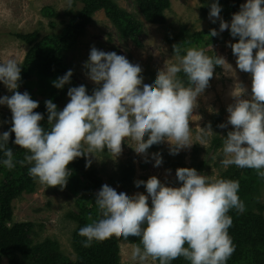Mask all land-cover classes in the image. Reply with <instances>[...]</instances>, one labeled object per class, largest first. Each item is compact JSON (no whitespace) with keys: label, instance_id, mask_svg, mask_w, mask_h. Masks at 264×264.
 I'll return each instance as SVG.
<instances>
[{"label":"clouds","instance_id":"9594fccd","mask_svg":"<svg viewBox=\"0 0 264 264\" xmlns=\"http://www.w3.org/2000/svg\"><path fill=\"white\" fill-rule=\"evenodd\" d=\"M65 3L61 8L71 9L73 0ZM220 12L221 6L212 0L209 19H219L221 32L228 30L230 36L238 37L228 46L236 68L250 76L247 87L240 82L233 86L232 103L226 106L227 123L218 125L232 126L223 135L220 162L225 169L230 165L254 169L264 178V0H244L230 21ZM209 35L216 36L217 30L211 29ZM173 52L175 62L158 68L146 81L138 63L114 51L91 47L84 68L98 87L91 94L83 84L69 87L68 102L60 110L51 99L45 100L47 128L40 124L43 115L33 111L39 102L27 91H17L21 63L14 58L0 61V84L11 92L0 95V105L11 112V127L0 132V165L8 170L27 165L28 175L36 182L63 188L71 174L69 162L84 156L87 167L89 154L98 158L96 154L105 149L118 155L125 138L135 142L131 148L140 154L164 141L170 154L188 148L193 143L190 117L214 67L227 65L233 76L235 72L223 56H208L203 48L175 47ZM71 75L68 69L52 81L54 87L62 88ZM206 128L211 130L210 125ZM10 133H14L12 144L25 150L22 159H14ZM152 156L153 166H159L160 154ZM175 178L177 186L162 183L155 175L135 180L147 195H130L102 184L94 196L98 217L78 229L85 238L82 246L90 247L94 240L114 235L131 236L139 238L128 253L132 264H145L149 257L159 264H171L178 257L189 264H226L235 250L228 233L232 224L228 212L245 208L238 196L239 181L209 178L192 167L176 168Z\"/></svg>","mask_w":264,"mask_h":264},{"label":"rangeland","instance_id":"374dc122","mask_svg":"<svg viewBox=\"0 0 264 264\" xmlns=\"http://www.w3.org/2000/svg\"><path fill=\"white\" fill-rule=\"evenodd\" d=\"M117 6L130 13L133 19L139 22L137 42L131 38L121 37L119 29L109 20L103 7L94 10L89 15V21L85 24L83 35H81L75 46L62 56V64L68 70H72L70 77L72 86L83 84L88 94H91L95 87H98L86 75L87 69L84 62L87 60L91 47L103 51H114L124 55L131 63H138L141 66V76L144 80L150 81L158 68H162L169 62H175V54L171 52L165 36L175 33L178 27L183 26L189 31L208 30L213 24H217V32L223 34V42H217L205 47V54L208 56H223L232 66L235 75L228 69L227 65L215 66L213 77L208 87L197 98V107L190 117L189 127L192 144L181 149L177 154H170L169 145L166 141L159 143L163 154L170 157H179L182 162L190 163L207 160V165L200 172L209 178H215L225 168L221 164L222 154L220 149L212 150L211 140L213 132L206 127L210 125L212 116H220V123H227L226 106L232 103L230 92L236 82L242 83L245 87L250 84L248 73L236 68L235 56L228 42H235L238 37H232L228 30H219V19L215 22L209 19L208 15H202L200 6L208 0H170V7L164 12L165 22L152 24L148 22L140 11L135 0H114ZM244 0H241V4ZM84 6L82 0H73L72 9L79 10ZM65 0H0V61L14 58L21 64L28 50V44L18 38V34H25L39 30L47 33L57 30L62 22H66L68 16L63 14L66 10ZM61 8V9H60ZM48 13L44 14L43 11ZM221 16V15H220ZM224 19V18H223ZM227 21L226 19H224ZM54 22V29L50 26ZM255 52V50H253ZM21 64L19 65L21 67ZM17 91H27L30 97L41 104L45 96H39L35 83L32 80L24 79L19 82ZM0 95H11L3 84H0ZM69 97L63 100L61 109L68 102ZM11 117V112L5 105H0V132L5 131V119ZM211 127V125H210ZM232 130L230 124L225 128L218 129L220 137ZM135 142L125 138L121 144V152L113 155L105 149L97 153V157L89 154L88 159L96 170L100 183L108 184L116 189H123L130 195L136 192H143L147 195L144 186L137 187L135 180H146L149 176L155 175L162 183L176 186L174 173L164 167L163 161L159 166H153L154 157L150 148L145 154L135 152L131 147ZM84 157V156H83ZM131 165L133 173L129 182L120 181V167ZM69 169V168H68ZM71 171V169H70ZM243 174L249 175L254 169L243 168ZM71 176L67 179L66 185L46 186L35 182L34 190L30 193L23 192L11 202L13 222H31L33 241H41L50 238L57 242L59 250L69 259L75 258L72 247L73 231L76 222L71 214L77 210L76 199L81 195L87 196V191L80 187L74 190L70 186ZM82 180L79 184L82 185ZM89 196V195H88ZM90 198V197H89ZM91 200V199H90ZM255 202L263 206L264 215V178L257 185V190L251 196L243 200L245 210L257 211ZM150 205V200H149ZM133 243L124 240L119 241V262L120 264H132L128 253ZM7 257H0V264H7ZM145 264H157L151 257L147 258Z\"/></svg>","mask_w":264,"mask_h":264},{"label":"trees","instance_id":"16d2710c","mask_svg":"<svg viewBox=\"0 0 264 264\" xmlns=\"http://www.w3.org/2000/svg\"><path fill=\"white\" fill-rule=\"evenodd\" d=\"M84 6L79 10L66 9L62 15L68 16L66 22H62L57 30L47 33H41L39 30L18 34L23 42L28 44V50L21 64V80H32L35 83L37 94L45 96V100L51 99L57 109H61V104L66 98L67 89L72 87L73 82L69 81L62 88L54 87L52 81L62 76L67 69L63 66L61 60L65 52L73 48L78 38L83 35L85 24L89 21V15L96 9L103 7L109 20L119 29L121 37L137 40L139 22L135 21L132 15L119 8L114 0H82ZM145 19L152 24H162L165 22V11L170 7V0H135ZM221 6L220 15L222 18L230 21L232 13L239 10L241 0H217ZM212 0L203 2L200 6L201 14L208 15L209 6ZM48 11H43L47 14ZM54 29L55 23L50 22ZM217 24H213L208 30L189 31L183 26L178 27L175 33H169L165 36L172 53L173 48L180 47L187 49L191 47L203 48L212 44V42H223V34L210 36L211 29H217ZM183 54V53H182ZM213 56V54H212ZM181 79L187 83L183 73L179 74ZM40 112L44 119L40 121L45 128L48 127L47 113L44 102L38 104L34 109ZM211 129L213 132L211 145L212 150H216L222 145V138L218 132L220 116H212ZM11 127V117L5 119V131ZM14 133L9 134V146L14 153V159H22L25 150L12 144ZM153 152L159 153L162 157L164 167L174 173L178 167H192L201 172L207 165V160L195 161L190 163L182 162L179 157H170L163 154L159 144L150 147ZM0 158L2 154H0ZM71 169L72 176L70 186L76 190L80 187L87 191L86 195H81L76 199L77 210L70 216L76 222V228L73 231L72 247L75 258L69 259L59 250L55 240L44 238L41 241H33L31 238V222H13L11 221L13 199L23 192L30 193L34 190L35 180L28 175V166L17 164L12 170H8L0 165V257H7V264H120L118 243L124 240L129 243L138 244L139 238L112 236L104 241H93L90 247H83L84 237L78 234V229L98 217V209L94 203L95 193L101 187L100 179L96 170L90 163L86 167L85 157H77L67 165ZM131 165L120 167L121 179L125 181L131 179L133 173ZM215 178H228L239 181L238 196L241 201L254 194L261 177L257 175L256 170L245 176L242 168L230 165L227 169L221 171ZM82 180V185L79 181ZM176 186L178 181L175 178ZM89 195V196H88ZM90 197V198H89ZM91 199V200H90ZM257 211L244 209L243 212H237L231 209L228 215L232 218V224L228 229L235 250L227 260L226 264H264V215L263 206L255 202ZM159 264L158 261H156ZM171 264H189L182 257L171 261Z\"/></svg>","mask_w":264,"mask_h":264}]
</instances>
